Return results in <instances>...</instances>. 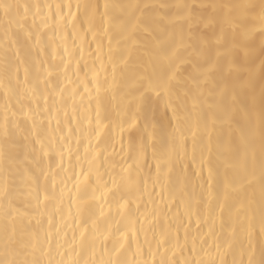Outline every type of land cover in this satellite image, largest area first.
Returning a JSON list of instances; mask_svg holds the SVG:
<instances>
[{"label": "bare ground", "instance_id": "6f19581e", "mask_svg": "<svg viewBox=\"0 0 264 264\" xmlns=\"http://www.w3.org/2000/svg\"><path fill=\"white\" fill-rule=\"evenodd\" d=\"M9 2L65 7L63 18L49 16L45 22L37 15L35 23L33 8L19 26L6 25L0 13V203L10 200L20 210L14 221L0 212V255L6 224L20 229L18 247L46 248L50 239L52 256L60 259L58 245H63L58 250L66 258L74 255L69 247L73 234L78 239L85 222L95 220V257L76 248L86 259H107L120 231L129 225L135 234L128 233L121 253L129 264H183L192 258L203 264H247L253 250V258L259 259L264 244L258 182L264 31L258 18L229 24L222 11L210 7L241 0ZM86 3L99 5L101 12L105 3L149 7L142 8L143 15L135 12L134 21L126 10L110 9L103 23L97 18L89 31L83 7L79 12L75 7ZM183 4L194 6L192 17L185 18L174 7ZM67 5L72 6L71 16ZM6 27L15 43L7 40ZM204 42L207 56L201 57ZM169 46H175L179 57L178 83L172 93L157 95L146 84L165 70L156 54ZM212 62L215 66L206 72ZM194 79L200 80L198 87ZM9 81L11 86L5 87ZM225 86L227 93L220 95ZM193 97L200 105L199 123L182 128L187 139L181 142L173 136L176 120L166 105L171 100L181 111L191 109ZM97 110L105 125L99 137L94 132ZM249 127L256 131V179L251 184L243 179L247 160L240 139ZM140 143L148 148L137 168L134 157ZM129 175L134 185H128ZM124 200L127 206L121 208Z\"/></svg>", "mask_w": 264, "mask_h": 264}, {"label": "snow or ice", "instance_id": "6c2138e0", "mask_svg": "<svg viewBox=\"0 0 264 264\" xmlns=\"http://www.w3.org/2000/svg\"><path fill=\"white\" fill-rule=\"evenodd\" d=\"M65 5L63 4H56V5H19L16 3L9 2V0H0V13L3 14L5 18L6 25L15 23L16 25H21L22 20H26L28 13L31 9H35L33 13V23H35V17L40 15L42 19L46 22L49 16L61 17L63 18V9ZM69 8V15L71 16V5H67ZM77 12L83 7L84 9V16L85 19L89 23V31L92 30V22L97 18L100 19L101 23L103 20L108 16L110 9L120 8L122 10H126L127 14L131 16V19L134 21L136 19L135 12H141L143 15L142 8L146 9L148 5H139V4H128V5H116V4H108L105 3L103 5L104 11H100V6L97 4L86 3L84 5L77 4L75 5ZM161 7H165V5H161ZM179 9H182L185 14V18H190L193 15L194 6L190 4H183V5H175ZM201 7H204L203 5ZM216 11L223 12V18L226 23L233 24L236 21H240L241 23L251 22L258 18L261 31H264V0H259V3H253L251 0H241V2L236 3H227V4H213L210 5ZM22 9V12H21ZM47 9V12L43 10ZM75 17L73 16V19ZM66 19V18H65ZM132 28L135 27V24L130 25ZM5 36L8 41L15 43L16 41L12 39L11 36L8 35V30L6 27ZM95 38V37H93ZM223 39V35L216 40L217 44L221 43ZM205 47L202 48L198 55L201 57L207 56V49L208 44L204 42ZM7 48L8 43L4 44L5 49V56L7 55ZM19 53L17 52V55ZM219 55V53L217 54ZM179 57L177 56L175 46H169L167 48L160 49L156 54L157 62L165 69L155 78H150L147 80L146 87L147 89L155 92L157 95L161 93L170 94L172 93L173 89L175 88L176 84L178 83L177 80V60ZM215 66L214 62L210 63L209 68L206 70L211 71L212 68ZM262 68H264V64H262ZM206 72L203 73L205 77V81L207 79ZM0 83H3L0 81ZM193 83L198 87L200 84V80L194 79ZM10 81L5 87H10ZM248 86H251V81L248 82ZM100 91V86L97 85V92ZM228 91L227 86L220 92V95L226 94ZM187 95V93H186ZM233 99L235 96L233 95ZM250 104L254 105L256 102L255 96L249 97ZM260 105H261V112H260V130H259V143H260V151H259V165H260V174L258 178V182L260 185V199H261V220L264 223V87L261 88L260 93ZM167 107L172 108L173 117L176 120V126L173 129V136L178 141L186 140L187 137L184 135L182 128L187 126L190 130L193 123H199V116H200V105L199 102L195 97H193L192 107L191 109L185 108L183 111L180 110L178 105H174L171 100L166 105ZM215 105H210V107ZM93 121H89V124H92ZM95 128L94 132L97 137H99L100 132L103 131L105 125L102 124L101 113L99 110L96 112L95 117ZM130 127L132 125H129ZM3 134L5 137L8 135L7 129V117L5 118V125L3 129ZM255 136L256 131L254 128L249 127L246 131H241V143L245 145L246 148V160L247 163L243 168V179L246 183H253L256 179L254 174V166L256 162V149H255ZM147 148L148 146L144 143H140L136 146L135 150V157L134 160L136 162L137 168L139 167V163L142 162L147 155ZM0 155H3V146L0 145ZM155 158V153L153 154ZM132 165H129L131 168ZM159 169V165H157ZM213 177V171L209 168V179L211 180ZM135 179L129 175L128 176V185H134ZM115 181L113 182V187H115ZM112 189L109 188L108 191ZM3 196L5 200H8V190L7 187L3 189ZM211 197V193H210ZM39 198V197H37ZM49 197L45 195L44 199L47 200ZM123 199V198H122ZM127 200H124V203L120 205L121 208H126ZM221 210H223L221 208ZM79 211V210H78ZM0 212L8 218L10 221H14L16 216L20 215V210L16 209L12 206L11 201L8 200L7 205L0 203ZM49 226L51 229V219H49ZM49 229L47 235L50 237L52 235L51 230ZM20 229L14 223L6 224L4 227V249L3 254L0 255V264H129L127 260L121 259L122 250L125 248V244L128 242L129 236L128 233L131 232L135 234V229L133 226L129 225L126 230L120 231V238L115 240L112 244L110 249V255L107 259H91V258H84L81 256L80 252L76 251V248L79 247L81 251H87L90 257H95L96 249H95V241L98 239L97 235V227L96 221L92 220L91 223L85 222V224L80 228L79 238L77 239L76 235L73 234V244L69 247L71 248V252L74 255L66 258L64 253L59 252V247H63V245H58L56 250V255L60 256V259H55L52 256L53 253V244L50 239H46L45 244L47 247L45 248L43 245H33L31 248L27 247H18L17 246V235ZM264 232V227L261 229ZM108 236H104L103 240H107ZM185 243H187L188 236L187 232H185L184 237ZM179 237H176V244L175 247H180ZM231 247V244L228 245ZM67 251V250H66ZM105 252H109L107 247H104ZM139 251V248H138ZM193 251H195V241H193ZM219 251V247L217 248ZM39 252L41 255H46L49 259L41 260L37 257L36 253ZM175 255V252H173ZM29 256L31 258H29ZM255 250L252 251L247 264H264V244H262L259 252V259H254ZM135 264H156L155 261H148L145 260L143 262H135ZM160 264H173V262H166L161 261ZM178 264V262H177ZM183 264H203L202 261H199L195 258L192 259H185ZM215 264V262H213ZM223 264V261H221ZM235 264V262H233Z\"/></svg>", "mask_w": 264, "mask_h": 264}]
</instances>
